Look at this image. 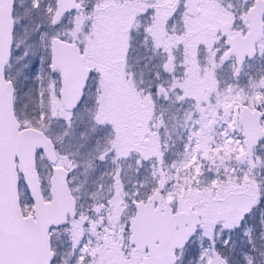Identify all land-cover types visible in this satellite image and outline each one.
Listing matches in <instances>:
<instances>
[{
  "label": "snow or ice",
  "instance_id": "1",
  "mask_svg": "<svg viewBox=\"0 0 264 264\" xmlns=\"http://www.w3.org/2000/svg\"><path fill=\"white\" fill-rule=\"evenodd\" d=\"M0 264H264V0H0Z\"/></svg>",
  "mask_w": 264,
  "mask_h": 264
}]
</instances>
